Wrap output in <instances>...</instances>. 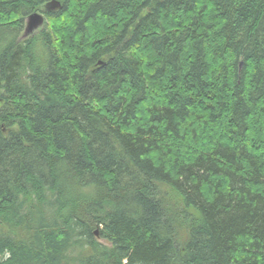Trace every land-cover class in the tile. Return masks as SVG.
<instances>
[{"label":"trees","instance_id":"1","mask_svg":"<svg viewBox=\"0 0 264 264\" xmlns=\"http://www.w3.org/2000/svg\"><path fill=\"white\" fill-rule=\"evenodd\" d=\"M0 264H264V0H0Z\"/></svg>","mask_w":264,"mask_h":264},{"label":"water","instance_id":"2","mask_svg":"<svg viewBox=\"0 0 264 264\" xmlns=\"http://www.w3.org/2000/svg\"><path fill=\"white\" fill-rule=\"evenodd\" d=\"M59 7V2H52L50 8L48 7L47 10L55 9ZM44 16L41 13H34L30 15L26 20V25L23 32V38L28 37L31 35L37 28L43 25ZM97 235V231L95 232Z\"/></svg>","mask_w":264,"mask_h":264},{"label":"rangeland","instance_id":"3","mask_svg":"<svg viewBox=\"0 0 264 264\" xmlns=\"http://www.w3.org/2000/svg\"><path fill=\"white\" fill-rule=\"evenodd\" d=\"M45 20V19H44ZM26 22V21H25ZM44 23V22H43ZM26 25V24H25ZM41 28V26L39 27V28H37V29H40Z\"/></svg>","mask_w":264,"mask_h":264}]
</instances>
